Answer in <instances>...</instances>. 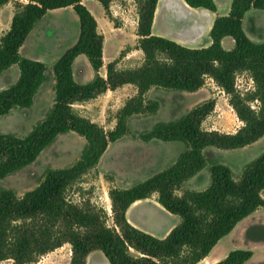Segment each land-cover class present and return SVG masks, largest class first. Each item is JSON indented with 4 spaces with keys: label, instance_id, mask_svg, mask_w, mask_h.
<instances>
[{
    "label": "trees",
    "instance_id": "trees-1",
    "mask_svg": "<svg viewBox=\"0 0 264 264\" xmlns=\"http://www.w3.org/2000/svg\"><path fill=\"white\" fill-rule=\"evenodd\" d=\"M9 0H0V6ZM14 0L9 29L0 34V74L17 65V80L0 90V118L14 108H29L43 83L47 65L20 53L32 29L48 11L71 7L79 21L76 41L52 65L54 99L42 119L24 136L0 132V180L33 163L56 138L74 132L85 141L79 158L71 165L48 168L36 187L18 196L0 187V262L31 264L39 256L64 244L71 246L69 264H86L88 255L99 250L109 264H197L217 242L244 218L264 206V151L247 162L235 177L221 162L209 165V184L200 191L183 189L182 184L207 166L205 150L239 149L264 136V41L245 33L242 18L250 9L264 10V0H232L228 15L217 16L209 33L210 45L190 48L165 37L153 35L152 21L158 0H134L137 4V48L142 63L118 69V60L103 66V35L96 18L83 0ZM110 16L113 0H96ZM193 8L216 11L214 0H184ZM234 45L226 50L222 39ZM85 55L94 71L91 80L80 83L73 74V62ZM248 73L253 88L244 93L236 88V77ZM212 79L229 96V104L242 125L233 133L207 130L204 119L214 109L210 99L196 105L177 119L156 122L141 135L143 141H179L185 149L165 169L129 188L112 187V224L105 209L86 201L76 204L67 192L94 169L110 143L129 131V119L154 113L158 102H145L152 87L194 92ZM125 84L136 94L116 113L114 127L102 126L77 112L74 104L96 98ZM252 103H256L253 105ZM157 193L158 202L180 222L166 237L156 238L132 224L126 210L137 200ZM253 252L231 250L215 264H246Z\"/></svg>",
    "mask_w": 264,
    "mask_h": 264
},
{
    "label": "rangeland",
    "instance_id": "rangeland-1",
    "mask_svg": "<svg viewBox=\"0 0 264 264\" xmlns=\"http://www.w3.org/2000/svg\"><path fill=\"white\" fill-rule=\"evenodd\" d=\"M22 2L25 1L22 0ZM87 5L96 14H98V10H102V5L96 0L87 1ZM135 6L137 8V4ZM0 7L3 8L0 11V25L1 28H4L10 15L14 13V0L7 7ZM131 14H134V8L129 11V15ZM110 16L108 18L112 19L111 13ZM112 20L117 25L116 20ZM128 25H133L131 16H129ZM244 26L252 40L263 42L264 10L255 9L244 22ZM100 30L98 31L100 32ZM78 32V17L69 8L51 10L38 21L22 45L20 53L25 57L44 62L48 67V80L42 84L29 108H14L8 115L0 118V132H13L19 136H24L37 121L43 118L54 99L52 65L76 41ZM126 37L123 44L128 42L130 45L121 49L116 58L118 69L135 68L143 61L142 51H137L139 50L137 48L138 38L134 31H128ZM112 44L115 45V42L110 39L107 40L108 49H112ZM233 45V39L227 37L222 46L229 50ZM127 52L131 54L129 59L124 57ZM72 67L74 77L80 83L91 80L94 75L85 55H79ZM105 71L106 68L101 69L103 75H105ZM18 75L17 65H13L0 74V90L14 83ZM235 83L236 88L242 93L253 88L248 73L237 75ZM135 94L136 87L126 85L114 92L108 90L96 98L76 103L74 108L79 114L88 117L109 131L116 123L115 117L118 109ZM144 98L146 103L157 101L159 104L157 111L132 116L128 123V133L119 141L110 143L97 166L87 172L82 177L81 182L75 184L67 192L68 199L76 204L89 201L91 204L105 209L110 225L112 224V210L108 190L112 187H130L147 177L146 163L149 154L142 148L141 135L149 131L156 122L177 119L196 105L213 99L215 101L214 109L204 119L202 123L204 129L233 133L242 125L229 104V96L209 78L206 79L201 92L152 87ZM252 104L256 105V103ZM84 143V139L74 132L59 135L33 163L0 180V187L12 189L18 196L23 195L38 185L48 168H60L73 164L79 158ZM263 151L264 136L251 145L239 149L208 148L205 155L208 166L214 162L224 163L232 169L234 176L238 177L242 167ZM205 179L201 177L200 182H193V185L202 188L205 185ZM139 204L151 210L150 201ZM236 226L229 234L219 240L215 249L216 252L226 251L228 254L234 249L251 250L255 252V255L248 264H264V206L256 209ZM70 257L71 246L64 244L62 247L39 256L37 261L31 264H69ZM11 263L12 260L9 259L0 262V264ZM87 264H108V261L101 251L94 250L88 255Z\"/></svg>",
    "mask_w": 264,
    "mask_h": 264
},
{
    "label": "crops",
    "instance_id": "crops-1",
    "mask_svg": "<svg viewBox=\"0 0 264 264\" xmlns=\"http://www.w3.org/2000/svg\"><path fill=\"white\" fill-rule=\"evenodd\" d=\"M11 1L12 0H9L6 4L2 6L7 7ZM87 1L90 0H83L82 3L96 18L98 30L103 28L102 30H100V33L103 35V66L100 68L99 73L100 75L105 76L101 73V69L106 68L107 63H109L110 61L115 60L119 56L121 49H125L128 45H130L128 44V42H125V44H123L124 40H126L127 38V32L133 30L135 36L138 38V35L136 34L138 24L137 8L135 6L136 4L134 0H113L110 3L109 9L112 15V19L116 20L117 22V25H115L113 20L109 19L108 16L105 14L103 7L102 10H98V14H96L91 9V7L87 5ZM231 2L232 0H214V3L216 5V11H210L204 8L190 7L188 4H186L184 0H158L152 21L151 32L153 35L168 38L186 47H206L211 43L209 33L215 18L217 16L228 15L231 7ZM89 4L92 3L89 2ZM65 8L72 9L71 7ZM133 8L134 14L129 15V11H132ZM2 9L3 8L0 7V11ZM254 10L255 9L248 10L242 18V26L248 37L250 36L246 31L244 22L246 21L248 16L254 12ZM50 12L51 10L47 13ZM12 15L13 13L8 18V22L4 28H1L0 25V34H3L9 29ZM129 16H131L133 19L132 26L128 25ZM109 39L115 42V45L112 44V49H108L107 47V40ZM225 39H227V37H224L222 39V45ZM137 51L141 50L139 49ZM130 55V52H127L124 57H128L127 59H129ZM75 59H77V57ZM126 85L132 84H125L122 87L116 88L115 90L123 88ZM202 88L203 87L194 92H201ZM115 90L111 91L114 92ZM149 90L147 92H149ZM147 92L145 94H147ZM120 139L116 140L115 142L119 141ZM141 143L143 150L147 154H149V159L146 163V171L148 172L147 177L171 165L177 159L178 155L185 149V145L179 141H162L158 139H152L150 141L142 140ZM208 167L209 166L207 165L195 176L185 181L182 184L179 193H181L183 189H190L196 191L205 189L209 184ZM201 177L206 178L205 185L202 188H197L194 186L195 184L193 185V182H200ZM146 178L142 179L141 181L145 180ZM157 198V193H153L150 197L146 199L135 201L126 210V218L129 223L133 226L152 234L156 238L162 239L166 237L169 231L180 222V217L167 211L158 202ZM146 201H150L151 210L150 208L147 209L143 206H140L139 203H144ZM153 215L155 216L151 217ZM236 227L237 226H235L234 228ZM217 244L211 249L209 254L205 258L200 260L197 264H215L218 260L225 257L227 254L226 251L222 253L216 252L215 249L217 247ZM252 252L253 255L246 262V264H248L249 261H251V259L254 257L255 252Z\"/></svg>",
    "mask_w": 264,
    "mask_h": 264
}]
</instances>
